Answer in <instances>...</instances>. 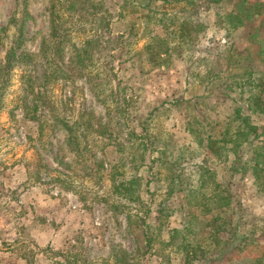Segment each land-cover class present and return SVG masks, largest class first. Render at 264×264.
<instances>
[{"label": "rangeland", "instance_id": "1", "mask_svg": "<svg viewBox=\"0 0 264 264\" xmlns=\"http://www.w3.org/2000/svg\"><path fill=\"white\" fill-rule=\"evenodd\" d=\"M91 1L109 34L67 0H0V264H264V165L230 150L244 127L264 140V112H235L264 102L260 16Z\"/></svg>", "mask_w": 264, "mask_h": 264}, {"label": "trees", "instance_id": "2", "mask_svg": "<svg viewBox=\"0 0 264 264\" xmlns=\"http://www.w3.org/2000/svg\"><path fill=\"white\" fill-rule=\"evenodd\" d=\"M68 1V9L73 10V12L76 15V20L77 22H79L80 26H83L85 24H88L90 22V24H94L95 20H91V19H98V33H102L104 35V33H108L109 31H107V24L104 21L103 17H101V19L97 16L98 13L101 11L102 12V8H101V3L98 4L99 10L96 14L95 10H90L92 8H95V4L94 2H92L91 0H67ZM100 1V0H99ZM98 1V2H99ZM150 0H147V2L149 3ZM174 6L179 5L178 7H185L186 5L190 6V4H194V0H172ZM211 2H217L220 0H210ZM146 2V3H147ZM73 3V4H72ZM67 4V3H66ZM176 8V9H179ZM67 9V10H68ZM90 10V11H89ZM88 14V15H86ZM91 16L92 18L87 19L84 18L85 16ZM260 16V21L259 23H257L256 25H253L251 27H249L250 29L248 30V40L250 41V43H255V40L258 42V47L260 52L264 55V9L261 7V4L259 2H249L248 0H233L231 2V6L228 9V11L224 14L223 16V20L222 22L225 23V28H238V27H243V26H250L251 23L256 17ZM105 18V17H104ZM107 31V32H106ZM97 33L96 37L99 38V34ZM90 35V36H94ZM87 38L86 40H83V42L81 45L78 46L76 48L77 51H79L75 57L79 58L83 53H86V47L87 45L90 43H96L97 40L93 39L92 37ZM107 38V37H106ZM108 39V38H107ZM103 40V39H102ZM101 40V41H102ZM106 40V39H104ZM99 42V41H98ZM104 42V41H103ZM97 46H99V44L97 43ZM96 46V47H97ZM116 49L118 47H115ZM114 48V49H115ZM104 50V54L106 57H108V53L105 49V47L101 48V50ZM113 47L110 49L112 50ZM12 50H6L5 52V56L2 62H0V95L2 94V91L5 87V84L7 82V74L9 71V68H11L12 63V57H13V53L11 52ZM83 52V53H82ZM18 59V56L16 57V60ZM106 63H108L107 60H105ZM107 66V65H106ZM107 70H109V68H107ZM263 95L262 90L259 91V95H258V99L259 97L261 98ZM258 103H263L262 105L264 106V102H258L257 101V96L255 94H252V98H248L247 102L244 101L245 107H242L241 105H239L238 107L240 108H236L235 112L238 113L241 110L243 111V108H245L246 110L249 111V113H254V112H264V109L260 108ZM250 114H245L244 116H241L240 118L242 119H246L249 120ZM245 126H248L247 124ZM245 128V127H244ZM244 128L239 129L238 131L236 130L235 135L233 136L232 140H231V146H230V150L231 151H236L235 147L239 146V144L243 143V142H247L250 144V159L253 161V167L254 168H258L256 166L259 165H264V140L261 142H257V143H252V140L249 139L248 140V135L251 132H254L253 129L256 128V126L251 125L248 126V129L244 130ZM65 129L66 130H70L71 126L69 124L65 125ZM252 129V130H251ZM251 131V132H250ZM144 137L139 139V144L140 146L144 147V150L149 149L148 147V141L147 138H145L146 140H143ZM254 168H252V170H254ZM257 177V176H255ZM127 185H131V182H126ZM126 185V186H127ZM146 234V232H145ZM146 236V235H145ZM147 255L146 253L144 254V256Z\"/></svg>", "mask_w": 264, "mask_h": 264}]
</instances>
